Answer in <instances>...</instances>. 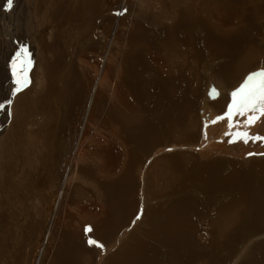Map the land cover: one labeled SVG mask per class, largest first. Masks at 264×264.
Listing matches in <instances>:
<instances>
[{"label": "bare ground", "instance_id": "obj_1", "mask_svg": "<svg viewBox=\"0 0 264 264\" xmlns=\"http://www.w3.org/2000/svg\"><path fill=\"white\" fill-rule=\"evenodd\" d=\"M15 2L9 10L8 0H0V75L4 74V87L8 84L5 73L11 72L10 58L27 47L31 55L28 40L31 19L34 27L30 41L36 42L39 51L35 71L38 64V73L44 77V85L39 96V99L42 98L41 103L31 101L27 93L29 89L21 92L14 98L17 112L9 127L5 129V123H0V223L9 206L14 216L19 214L17 210L22 209L18 225L10 227V230L8 228V235H0V264H168L167 258L161 260L156 257L158 251L160 256L165 252L167 257L170 255L169 263L183 264L179 251L192 248L190 244L193 238L187 229L190 226L195 228L192 224L194 219H202L207 213H213L211 207L208 208V204L214 202L213 195L217 193L215 199L224 200L232 194L230 182L222 185V190L230 194L214 192L203 184L207 188L205 193L212 194L211 197L203 194L202 199L196 200V205L191 200L189 202L187 197L179 196L169 203L163 215L156 211L150 215L151 209H148L150 212L147 210L148 215L144 220L133 230L128 229L113 248L112 240L125 225L126 217L136 210L134 190L139 170L143 172L145 169V173L141 174L142 180L145 175L143 181L146 184L141 183L139 186L144 191L143 201L144 196L160 200V197L152 195L153 191L155 195L159 191L158 195L162 194L163 197L166 194V197L171 198L173 182L178 181L182 187L185 185L183 177L190 178V175L182 173L181 167L189 161L200 160V163L205 162L207 165L220 162L245 165L243 160H264L262 156L251 158L254 154L264 153V141L230 142L231 136L226 135L229 131L228 121L222 119L213 122L222 116H217L215 111L226 113L230 96L217 99L219 95L210 98L207 94L212 86L217 89L211 76L221 77L222 86L226 83L229 85L239 76L264 65V55L259 50L251 45L241 50L237 44L246 26L252 27L256 21H260L259 14L264 17V0H36L32 12L29 9L16 12ZM116 9V12L113 11ZM246 20L251 24H245ZM65 33L69 41L64 37ZM180 34H184V38ZM196 35L210 39L207 49L215 59L227 57L230 63L225 64L219 72L217 68H210L211 71L208 67L209 71L206 72V69L198 68L200 58L193 61L191 57L190 60V56L196 52ZM21 36L27 39V45ZM75 36L74 44L78 45L77 51L81 53L80 68L78 62L73 61L72 54L71 57L63 48V44L69 45ZM198 38L201 39L200 36ZM81 42L86 45V48L83 47L85 51ZM222 46H225L224 49ZM95 55L100 57V63L98 58L94 60ZM97 63L100 64L99 68ZM63 69H67L66 74ZM146 69L153 72V78L147 76L151 78L148 80L146 73H143V79L139 80L138 75ZM53 71H56L54 83L51 78ZM207 85H211L208 91L205 90ZM184 86H190L188 93L183 89ZM14 88L10 84L9 97ZM49 88L53 91L47 96L46 91H51ZM69 98L71 102L67 112L70 116L80 111V123H75L76 116L70 117L67 124H71V130L67 136L71 140L73 128L77 127L75 139L66 149L64 140L67 136L60 135L64 138L60 141L58 138L57 146L62 141L63 151H56L53 145L55 137L52 141L50 137L47 141L43 138L46 130L48 132L52 128L49 126L52 119L56 117L57 124L61 121V111L64 110L61 108L65 107ZM31 106L37 109L43 123L50 127L45 130L41 122L38 137L43 140L40 143L43 151L35 152L42 154L41 160H37L38 164L41 166L48 162L52 170H47L43 165L36 169L34 178H27L25 165L31 160L24 159L21 151H25L27 145L25 135L29 130L28 125L33 124L29 122ZM7 112L6 109L5 114ZM206 116H209L210 121L203 123L202 117ZM235 119L243 122L245 118ZM250 132L264 137V118ZM89 137L93 138L90 144ZM127 138L130 141L127 142ZM168 140L182 141L167 143L168 147L161 145ZM181 145H185V151L190 152L183 151L185 148ZM47 146L55 151H44ZM58 147L57 150L60 149ZM154 151L156 156H152ZM173 153L177 154L170 156ZM65 156L69 162L68 167L63 169L61 162ZM161 156L168 160L163 159L162 166H155L149 172L153 177L147 189L150 161ZM144 159L145 167L142 165ZM18 172H24V176L16 180ZM14 180L19 183L22 192L16 190ZM235 186L240 189L242 185ZM5 191H10L11 196ZM235 196L229 205L227 200L219 201L221 203L215 212L216 217L210 220L208 226L195 223L203 234L200 236L207 240L205 248L211 250L207 255L209 259L206 258L209 264H222L224 261L221 259L224 254H219L223 249L218 248L222 246L217 244V247H213L214 244L225 243L227 249L231 250L230 243L236 241L234 234L228 237L224 235V229L227 230L228 226L234 224L230 230L237 232L248 225L250 228L251 222L254 227L264 223V188H242ZM199 206L200 209L197 208ZM74 216L82 219L83 224L79 228L71 224ZM173 216L174 220L171 219ZM22 220H30L33 226L29 227L27 222L23 229ZM86 224H92L91 233L81 227ZM29 233H33L31 236L34 240L31 236L30 239L34 243L28 245ZM92 236L103 240L109 250L103 247V252H98L99 248L94 249L96 245L88 243L89 238L95 240ZM25 238L28 239L27 243ZM254 254L250 251L248 257L243 256L241 264H264V253L260 261Z\"/></svg>", "mask_w": 264, "mask_h": 264}, {"label": "rangeland", "instance_id": "obj_2", "mask_svg": "<svg viewBox=\"0 0 264 264\" xmlns=\"http://www.w3.org/2000/svg\"><path fill=\"white\" fill-rule=\"evenodd\" d=\"M35 2H36V0H24V1H22V2H20V0H16V2H15V7H16V12H17V10H19V9H24V12L26 11V10H30L31 12L33 11V9L32 8H34V5H35ZM248 5V4H247ZM32 9V10H31ZM113 11H117V9L116 10H113ZM259 18L261 19L260 21H256V24L254 25V26H252V27H248V26H246V28L244 29V32H243V36H241L240 38H241V40H240V42H238L237 44L239 45V47H240V49L241 50H244L246 47H248L249 45H251V46H253V48L254 49H257V50H259L258 52L261 54V55H264V17H263V15L262 14H259ZM262 19H263V22H262ZM32 23V19L30 20V28L28 29V35H29V42H30V49H31V58H32V61H33V66H32V69H31V71H30V73H29V77H30V80H31V83H30V85L28 86V88L27 89H25L24 91H22V92H25L26 90H28L27 91V93L29 94V96H30V99H31V101L32 102H39V103H41L42 102V98H40L39 99V96L41 95V93H42V88H43V85H44V83H43V78L40 76V74L38 73V71H39V66H38V64H37V71H35V65H36V57H37V55H38V53H39V51L37 50V48H36V42H34V41H30V39H32V28L34 27V25L33 24H31ZM245 24H251V22L249 21V20H246V22H245ZM244 26V25H243ZM248 27V28H247ZM254 27V28H253ZM12 28V27H11ZM255 29V30H254ZM180 31H182V29L180 30ZM184 31V30H183ZM58 32H59V30H58ZM185 32V31H184ZM1 33V32H0ZM52 34V33H51ZM99 34V33H98ZM196 34V33H195ZM195 34H193V35H195ZM34 35V37H35V34H33ZM181 36V38H184V34H180ZM18 36H20V35H18ZM198 36H200V38L201 39H199L198 38ZM196 35V38H197V40L195 41V49H194V51H196V52H194V54H192L191 56H190V60H191V57H192V60L194 61V59H195V61H197V59L198 58H200L199 59V61H198V63H197V66H198V68H201V69H203V70H205V72L206 71H209L208 69H210V68H212V69H216L217 68V71L219 72V71H221L220 69L221 68H223V67H225V64H227V63H230V59L229 58H227V57H224V58H218V59H215V57L211 54V51L209 50V49H207V45H208V43L210 42V39L209 40H206L205 38H204V35ZM22 37V36H21ZM64 37L69 41V39H68V37H67V35H66V33L64 34ZM102 37V35H100V38ZM203 38V39H202ZM22 40H23V42L27 45L28 44V41H27V39H25L24 37H22ZM76 41V36L74 37V38H71V40H70V44L69 45H64L63 44V48H64V51L68 54L69 53V55L71 56V54H72V59H73V61H76V62H78V66H79V68H80V61H81V53H79L78 51H77V49H78V45L77 44H74V42ZM235 42V41H234ZM58 43V42H57ZM236 44V45H237ZM236 45H234V46H236ZM81 46H82V48L84 47V48H86V45L84 44V42H81ZM224 47L225 46H222V49H224ZM60 48H61V46H60ZM66 48V49H65ZM76 48V49H75ZM83 48V49H84ZM6 49V46L4 45V49L3 50H5ZM14 49V48H13ZM27 49H28V47H27ZM73 49H74V51H73ZM206 49V50H205ZM71 50H72V52H71ZM76 50V51H75ZM201 50V51H200ZM38 51V52H37ZM84 51H85V49H84ZM2 48H1V51H0V57H1V55H2ZM18 52H20V51H17V53ZM71 52V53H70ZM5 53V52H4ZM49 56V55H48ZM47 56V57H48ZM15 57L16 56H12L10 59V61L12 62L13 61V59H15ZM95 57H96V55H95ZM196 57V58H195ZM50 58V57H49ZM77 58V59H76ZM97 58H98V63H100V57L97 55V57L96 58H94V60L95 61H97ZM207 59V60H206ZM122 60V59H121ZM231 60H233L234 61V58H231ZM219 62V63H218ZM224 62V63H223ZM97 63V65H98V68H99V66H100V64H98ZM206 63V64H205ZM11 63H9V65H10ZM200 64V65H199ZM218 64V65H217ZM215 65V66H214ZM200 66V67H199ZM218 66V67H217ZM261 67L262 66H264L263 64L262 65H260ZM259 66V68H255V69H253L252 71H251V73L252 72H254V71H257V70H260V69H262L261 67ZM10 67H11V65H10ZM10 67H8V70H10ZM82 68H83V66H81ZM203 67V68H202ZM209 67V68H208ZM1 68H2V66H1V63H0V73L2 72L1 71ZM208 68V69H207ZM68 69V68H67ZM67 69L66 70H64L63 69V73L64 74H66V72H67ZM212 69H210L211 71H212ZM236 70H238V69H236ZM204 72V73H205ZM249 72V71H248ZM248 72H246L245 74H243V76L241 75V76H239L238 77V79H236V81L234 80L232 83H231V86H230V83H229V85L226 83L224 86H222L220 83H222V81H221V77H214V76H211V80H213V82L212 83H214L215 84V86H217V89H219V91L220 90H222L220 93H221V95H219V97L217 98V99H219L221 96H224V98H228V96H230L229 97V103H227L226 104V107L231 103V101H230V99H231V93L234 91V90H236L239 86H241L242 85V83L245 81V79H246V77L250 74V73H248ZM143 73H146L145 74V77H146V79H148V80H151V78L150 77H147V76H152V73L153 72H151V70H149V69H146V70H142V72H141V74H139L138 76H139V80H142L143 79V76H142V74ZM55 74H56V71H53V73H52V76H51V78L54 80V79H56L55 78ZM4 74H2V76L0 75V102H4L5 100H7L8 98H9V91H10V84H12V86L13 87H15V85H14V83H13V76H12V72H10V73H5V77H6V79H7V81H8V84H7V86H5L4 87V84H3V79H4V76H3ZM204 76H205V74H204ZM9 77V78H8ZM141 77V78H140ZM61 79L63 78V74H62V77H60ZM152 78H153V76H152ZM206 79V78H205ZM145 81V80H144ZM203 81H205L204 80V78H203ZM54 82H56V80H54L53 81V83ZM61 82H63V80L61 81ZM142 82V81H141ZM205 82H207V79H206V81ZM236 83V84H235ZM204 84V83H203ZM220 85V86H219ZM183 86V85H182ZM211 86V85H210ZM210 86H206L205 87V90L206 91H208L209 89H210ZM222 86V87H221ZM190 86H184L183 87V89H185V90H187V93L189 92V88ZM212 87H214V86H212ZM227 87V88H226ZM57 89V88H56ZM204 89V88H203ZM31 90V91H30ZM51 90V91H50ZM3 91H4V93H3ZM49 91L50 92H47L46 91V94L45 95H47V96H49V93L51 94V92L53 91V89H50L49 88ZM206 91H205V93H206ZM207 94H209L208 92H207ZM211 98V97H210ZM204 99H205V101H206V97L204 96ZM217 99H214V100H217ZM213 100V101H214ZM201 101H202V98H201ZM34 102V103H35ZM70 102H71V100H70V98H69V100H66V105H65V107H63V108H61V109H64V110H62V111H64V112H62L61 111V114H63V115H61L60 116V120L61 121H59V123L57 124V120H56V117H55V119H52V123H50V127H52V128H50V127H48V126H46V124L45 123H43V121L41 120V118H39L40 117V115H38V112H37V109H35L34 107H32L31 106V108L32 109H29V122H33V124H30V125H28L29 126V130H27L26 132H27V134L25 135V140H27L26 141V143H27V145H26V147H25V151H21V153H22V156H23V158L24 159H26V160H31L29 163H27L26 165H25V175H26V177L27 178H30V177H35L36 176V169L37 168H39V167H41V166H43V165H45L46 166V169L47 170H52L51 169V167H50V164H48V162H45L43 165H39L38 164V162L41 160L40 158H41V155L40 154H37V152H35V151H43L41 148L42 147H40V143L44 140V141H47L48 139V137H50V140L52 141V138L53 137H55L54 138V140L53 141H55V142H53V145H55V150L56 151H63V149H61L62 148V146H61V143H62V141L60 142V144H59V147L57 146V143H58V138H59V141L61 140V139H63L65 136H67V135H69L70 134V131L69 130H71L70 129V127H71V124L70 125H68L67 123H69L70 121L69 120H71V118H72V116L75 118V116H76V121H75V123L76 122H78V124L80 123L79 122V119L81 118V115H79L80 114V111H77V113L76 114H71L70 116H69V114H68V112H67V110L69 109V107H70ZM219 102V101H218ZM60 106H63V105H60ZM210 107H212L211 105H209ZM16 107H17V105L15 104V102H13V104H12V106H11V109H10V111H11V113H12V115H11V118L9 119L8 118V115H7V113L5 114V111H4V113H0V117H1V119H0V123H2V124H4L5 123V129H7L8 127H9V125H10V123L13 121V119L15 118V116H16V112H17V109H16ZM196 107H199V106H196ZM7 109V108H6ZM5 109V110H6ZM199 109V108H198ZM197 109V110H198ZM54 110L56 111V113H57V109H55L54 108ZM7 111H8V109H7ZM37 113H36V112ZM196 110H194V108H193V112H195ZM208 111V110H207ZM211 110H209V112H210ZM34 112V113H33ZM66 112V113H65ZM215 112H217V116H223V114L225 113V112H222V111H215ZM211 113V112H210ZM1 114H2V116H1ZM208 114V113H207ZM212 114V113H211ZM7 115V116H6ZM32 115V116H31ZM66 115V116H65ZM209 115V114H208ZM5 118H4V117ZM62 116H65L64 118L62 117ZM71 117V118H70ZM66 118V119H65ZM56 120V121H55ZM67 120V121H66ZM202 120H203V123L205 122V123H208L209 121H210V118H209V116L207 117H202ZM2 121V122H1ZM41 122H42V124L43 125H45V130L46 129H48V128H50V129H48V132H47V130H46V133H45V137L43 138V140H42V138H39L38 137V134L41 132L40 131V128H41ZM64 122H66V123H64ZM56 123V124H55ZM66 124V125H65ZM77 124V125H78ZM51 125H54V126H51ZM67 128H66V127ZM37 127H39V128H37ZM48 127V128H47ZM64 127H65V129H64ZM4 129V130H5ZM4 130H3V132H4ZM50 130H51V132H50ZM75 130V131H74ZM68 131V132H67ZM76 132H77V127H75V128H73V133H74V135L76 136ZM95 132V131H94ZM48 133H49V135H48ZM61 133V134H60ZM62 133H63V135H62ZM69 133V134H68ZM129 134V133H128ZM31 135V136H30ZM43 135V134H42ZM64 136V137H61V136ZM73 135V137L71 138V140H70V136L68 137H66L65 138V140H64V142H65V144L67 145V147H66V149H68L69 148V146H70V143L71 142H73V140L75 139V136ZM130 136H132L131 134H129ZM92 136V135H91ZM94 136V135H93ZM96 137H98V135H95ZM74 138V139H73ZM93 140V138L92 137H89V139H88V142H89V144L91 143V141ZM127 142L128 141H130V139L129 138H127V139H125ZM34 141V142H33ZM182 141V140H181ZM181 141H172L173 143H179V142H181ZM171 141L170 140H168V141H166V142H162L161 143V145H166L167 143H170ZM171 142V143H172ZM48 143H49V141H48ZM170 145V144H169ZM44 146V145H43ZM61 146V147H60ZM60 148V149H56V148ZM165 147H168L167 145L165 146ZM180 147H182V148H185V145H181ZM85 148H87V145H85ZM157 147H155V149H156ZM54 150V148L52 149V147L51 146H47V148H45L44 147V151H55ZM185 150H187L186 148L183 150V151H185ZM31 151V152H30ZM34 153H33V152ZM185 152H190V151H185ZM27 153V154H26ZM39 153V152H38ZM151 153V152H150ZM177 153H182L181 151H178ZM177 153H173V154H171L170 156H172V155H176ZM191 153H197L196 151H191ZM226 153H228V152H226ZM35 154V155H34ZM156 151H154V153H153V155L152 156H156ZM183 154H186V153H183ZM231 156H234V154H231V153H229ZM27 156L29 157V158H27ZM32 156H34V157H36V158H34V159H32ZM166 156V155H165ZM165 156H161V157H154L150 162V164H149V167H148V169H147V173L149 174V172L150 171H152V169L153 168H156L155 166H162L161 165V163H164V160L163 159H167L168 160V158L167 157H165ZM168 156H169V153H168ZM259 156H262L263 158H264V153L263 154H254V156L253 157H251L252 159L253 158H256V157H259ZM66 158L65 159H63L62 160V165H61V167L63 168V169H65L66 167H68V160H67V156H65ZM184 157V156H183ZM182 157V158H183ZM213 157H216V156H213ZM181 158V159H182ZM250 158V159H251ZM48 159H49V157H48ZM171 159H173V158H171ZM33 160V161H32ZM37 160H39V161H37ZM154 160V161H153ZM158 160H160V161H158ZM178 160H180V157L178 158ZM202 160V159H201ZM203 160H205V159H203ZM36 161H37V163H36ZM197 161V162H196ZM244 162H246V164L245 165H240V164H222V162H220L219 164H210V165H207L208 163H200L201 161L200 160H195V161H189L187 164H185L183 167H181V165H180V167H181V171H182V173H185V174H188L189 173V175H190V178L188 177H183L184 179V186L182 187V185H178V181L175 183V182H173L172 183V186H171V192H170V195H171V198L169 197V196H165L164 194H163V197L161 196V195H158L159 194V191H157L156 192V195L154 194V191H153V194L152 195H154V196H157V197H160V200H158L157 198H154L153 196H144L145 197V200L143 201V192L144 191H142V187L141 188H139V186H140V184L141 183H143V184H146V181H143V180H145V175L143 176V180H142V174L143 173H145V169H143V172L141 171V170H139V172H137L136 173V182H137V186L135 187V190H134V197H135V211H133V213L131 214V215H129V216H127L126 218H128V219H126V223H125V225H121L122 227V229H121V231H120V233L118 234V235H116L114 238H113V240H112V242L114 243L113 244V246H112V248L119 242V240L120 239H123V236H124V234L127 232V230L129 229V230H133L134 229V227L135 226H137V224H140L141 223V221L142 220H144V218L146 217V215H148V214H146V212H147V210L148 209H151V213H150V215L154 212V211H156L155 213H157V212H160V214L161 215H163V212L164 211H166L167 209H168V206H169V203L173 200V199H178V198H185V197H187L186 199H188V201L190 202V200H191V202H193V205H196V200L198 199V198H203L202 197V195L203 194H205L206 196H210L211 197V194H207V193H205V191H206V189L207 188H205L204 186H203V184L205 185V186H209V187H211L213 190H214V192H217V191H224L226 194H230V192H228V191H225V190H222V185H224V184H228L229 182L231 183V185H232V187H233V189H232V194L230 195V196H227L228 198H226V199H224V200H222V199H215V197L217 196V193L215 194V195H213L212 196V201L214 200V202H211L210 204H208V208H210L211 207V209L213 210V213L211 214L210 212L209 213H207V215H205V216H203V217H201L202 219H194V223H192V224H194L195 225V228H193V227H189V229H187V232L188 233H190L191 235H192V242H191V246H192V248H190V249H188L187 248V251L185 250V251H183V250H181V251H179L180 252V254L182 255V260L180 261V262H182L183 264H209V261H207V259H209V257L210 256H208V258H207V255H209V253H210V248H205L206 247V242H207V240L204 238V237H201L203 234H202V232L200 233L199 231H198V229L196 228L197 226H196V224L195 223H200L201 225H204L205 224V226H208L209 225V223L216 217V211H217V207L219 206V204L221 203V202H223V201H226L227 200V204L229 205V204H232V202L235 200V198H236V194L237 193H239L241 190H242V188L244 189V190H248L249 188L251 189V188H254L255 189V187H262V188H264V160H254V161H257V162H252L251 160H243ZM34 162V163H33ZM143 163H142V165H143V167H145V165H144V163H145V159L142 161ZM194 162H196V163H194ZM31 164H34V165H31ZM36 164H37V166H36ZM54 168L56 169L57 167L56 166H54ZM142 173V174H141ZM139 176H138V175ZM24 176V172H18V177L16 178V180H18V179H21L22 177ZM152 175H150L149 174V179L147 180V186H146V188L148 189L149 188V183H151V181H152ZM230 177V178H229ZM227 178H229V179H227ZM16 180H14L13 181V183H14V185H15V187H16V190L18 191V192H22L23 190H22V188H21V186L19 185V183L16 181ZM175 183V184H174ZM139 184V185H138ZM235 184H237V186L238 185H242L241 187H239L240 189H237L236 188V186H235ZM151 185V184H150ZM226 189H228V188H226ZM6 193H7V195L10 197L11 196V193H10V191H5ZM220 194H221V192H219ZM140 194H142V197H141V195ZM147 195V194H146ZM174 196V197H173ZM180 196V197H179ZM162 197V198H161ZM221 198H223V196L221 197ZM246 198V197H245ZM193 199H194V201H193ZM218 201V202H217ZM219 201H221V202H219ZM142 202H144V203H142ZM191 205V204H190ZM189 205V206H190ZM211 205V206H210ZM213 206V207H212ZM232 206V205H231ZM261 207L263 208V205H261ZM70 208V207H69ZM72 208L74 209L75 207L72 205ZM133 208H134V206H133ZM133 208H132V210H133ZM197 208H199L200 209V206L199 207H197ZM208 208H206V209H208ZM146 209V210H145ZM229 208H227V209H225V210H228ZM143 210H145V212H143ZM18 212H19V214L18 215H16V216H14V215H11V212H12V210H11V208H10V206H9V208L7 209V211H6V213H5V215L3 216V219L1 220V223H0V235L1 236H5V235H8L9 233V231H8V228H9V230L11 229L10 227H12V226H17L18 225V216L21 214V212H22V209L21 210H17ZM149 211V210H148ZM150 212V211H149ZM251 213H252V211H251ZM75 215L77 216V214L75 213ZM133 215V216H132ZM211 215V216H210ZM139 216V219H137V217ZM129 217H132V218H129ZM205 217H208V219L207 218H205ZM211 218V219H210ZM171 219H175V216H173V218H171ZM197 220V221H196ZM203 220V221H202ZM211 220V221H210ZM26 222V223H25ZM27 222H28V224H29V227L30 226H33L32 224H30V220L29 221H26V220H22V223H21V227L23 228V229H25V226H26V224H27ZM237 223H239V222H237ZM237 223H235V225L237 224ZM72 226H75L76 228L78 227H80V225L81 224H83L82 223V219H79V218H77V217H75L74 216V221H72ZM6 225V227H4ZM200 225V226H201ZM234 224H231L230 226H228V228H227V230L226 229H224V235L226 236V237H228L229 235H231V234H234V237L233 238H236V241L234 240V241H232L231 243H230V245H229V247H231V250H228L227 249V246H225V243H222V242H219V243H216V244H214V246L213 247H217V246H215V245H217V244H220L222 247H218V248H221V249H223V250H221V252H223V253H219L220 254V256H222L223 254V256L221 257V259L222 260H224L223 261V263L222 264H241V259H243V256H247L248 257V253L250 252V251H252V252H254V253H256V254H254L255 255V258L258 260V261H260L261 260V257H262V254L264 253V223L263 224H261V225H256L255 227L254 226H252V222H251V226H250V228H248L249 227V225L247 226V227H245V228H240V229H238V231L237 232H235L234 230H230V227L231 226H233ZM9 226V227H8ZM81 227H83L84 229H85V232H89V231H87V229L88 228H91L92 229V224H86L85 226H81ZM179 227H180V225H179ZM253 227V228H252ZM126 228V229H125ZM234 228H235V226H234ZM7 230V231H6ZM80 231H83V229L82 228H80L79 229ZM180 230H183V229H181L180 228ZM192 230V231H191ZM234 231V233H232ZM6 233V234H5ZM8 233V234H7ZM91 233V232H90ZM195 233V234H194ZM237 233V234H236ZM5 234V235H4ZM33 233H29V234H27L28 235V245L29 244H32V243H30V242H33V240H34V237H32L33 235H32ZM202 234V235H201ZM204 234H206V233H204ZM222 234H223V232H222ZM221 234V235H222ZM32 235V236H31ZM201 235V236H200ZM249 235V236H248ZM30 236L33 238V240H31L30 239ZM96 237H98V236H96ZM95 236L93 237L92 236V238H95V240H97V238H96ZM238 237V238H237ZM60 238V237H59ZM217 238V237H216ZM232 238V239H233ZM19 239V238H18ZM25 240H26V238H25ZM27 240H26V242L25 243H27ZM225 239H223L222 241H224ZM98 242H100V243H102L103 245H104V249H106L107 251L109 250V246L108 245H106V243L103 241V240H100V239H98L97 240ZM101 241H103V242H101ZM112 242H111V244H112ZM34 243V242H33ZM195 243V244H194ZM205 244V245H204ZM198 246V247H197ZM197 247V248H196ZM93 248L94 249H97V248H99V250H98V252H103L102 251V249L100 248V247H97V246H93ZM183 249H185L184 247H183ZM161 251H166V250H161ZM200 253H199V252ZM159 252L160 251H158L157 253L159 254ZM208 252V253H207ZM263 252V253H262ZM156 253V257L157 258H161V260H165L166 258H167V260H166V263H168V264H177L176 262L175 263H169L168 262V259H170V255H168V257H167V254H166V252L165 253H163V255H158ZM184 254H186V255H184ZM206 254V257H203V255H205ZM240 254V255H239ZM226 255V256H225ZM228 255V256H227ZM202 256V257H201ZM91 258H92V260H94L95 259V256L92 254L91 255ZM164 258V259H163ZM198 260H197V259ZM202 258H204V259H202ZM207 258V259H206ZM240 258V259H239ZM200 259V260H199ZM235 259V260H234ZM237 259V260H236ZM245 260H248V258H244ZM196 260H197V262H196ZM203 260V261H202ZM199 261H201V262H199ZM205 261V262H204ZM226 261H227V263H226ZM239 261V262H238ZM217 262L219 263V260H217ZM1 264H3V263H1ZM88 264H90V262L88 263ZM261 264H263V263H261Z\"/></svg>", "mask_w": 264, "mask_h": 264}, {"label": "snow or ice", "instance_id": "obj_3", "mask_svg": "<svg viewBox=\"0 0 264 264\" xmlns=\"http://www.w3.org/2000/svg\"><path fill=\"white\" fill-rule=\"evenodd\" d=\"M14 0H8L7 8L10 10ZM33 61L28 50L22 49L16 54L15 59L11 63V72L15 88L12 90L11 96L4 102H0V113H4L8 109L7 115L11 118V106L14 98L24 91L31 83L29 73L32 69ZM210 97L215 98L220 95L218 89L213 87L209 92ZM231 103L226 113L217 117L215 121L227 120L229 131L226 135L231 136L230 142L248 143L249 140L264 141V137L254 135L250 129L264 118V68L250 73L240 87L231 94ZM236 117H244L243 122L236 120ZM235 129V131H233ZM171 151V149H169ZM139 219V216L137 217ZM87 231L91 232V228ZM90 245H96L103 248L104 245L94 239L89 238Z\"/></svg>", "mask_w": 264, "mask_h": 264}]
</instances>
